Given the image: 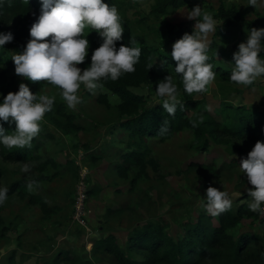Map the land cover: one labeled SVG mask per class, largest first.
<instances>
[{"label":"rangeland","instance_id":"1","mask_svg":"<svg viewBox=\"0 0 264 264\" xmlns=\"http://www.w3.org/2000/svg\"><path fill=\"white\" fill-rule=\"evenodd\" d=\"M152 2L110 0V5H114L120 14L123 39L138 33L155 50V55L163 53L171 57L173 43L182 36L168 34L166 21L187 27L191 34L195 21L187 19L186 14L200 5L202 9L211 11L217 20L216 32L209 35L210 43L214 40L217 50L213 63L231 70L234 67L233 54L238 51L240 43L247 41L251 27L238 21L221 25L217 15L219 5L236 4L246 19L261 18L264 11V4L258 8L245 6L247 0H190L168 16H157L150 12ZM259 28H264V20ZM25 35V31L17 28L13 40L0 47V70L5 71L7 79L12 75L19 78L18 85L31 83L15 74L11 59L23 46L19 36ZM77 66L82 70L88 68L80 64ZM36 84L37 95L54 96L64 102L57 87L43 81ZM131 89L153 103L161 100L156 95V89H151L148 84ZM80 95L83 103L76 110L69 109L64 102L74 121L81 125L79 128L65 131L54 125L45 114L41 122L42 130L36 137L40 141L36 156L26 160H3L0 156V188L14 179H21L26 186L22 194L15 191L7 195V201L0 205V264H12L8 255L13 249L15 264H61V261L54 260L60 250L67 248L88 253L91 240L109 232L116 236L125 252L133 255L127 250L125 242L129 223L160 216L168 221L167 229L173 235L182 234L187 224H192L199 213L206 211L201 205L206 204V189L209 186L228 192L232 208L237 203L249 205L252 202L247 193L252 186L240 169V161L247 157L257 141L221 138V142L209 144L208 150H200L195 147L190 129L184 128L165 139L147 136L145 139L156 167L148 163L139 169L130 164L129 168L120 172L116 163L120 152L127 149V137L126 131L119 126L118 96L105 86L102 91L92 94L83 85ZM196 96L201 97L207 109L216 116L231 121L235 118L234 108L238 105L264 109V76L245 87L216 74L209 91ZM226 104L232 106L223 109ZM45 160L47 162L43 163ZM190 160H213L218 172L190 165ZM24 164L33 165L27 174L21 171ZM82 174L87 189L84 225L74 218L75 197ZM30 180L39 184L33 192L27 188ZM30 195H40L51 207L49 213L44 214L37 202L29 200ZM117 207L122 210H115ZM108 209H111L110 212ZM263 217L257 212L244 214L228 230L234 236L241 232L262 235Z\"/></svg>","mask_w":264,"mask_h":264},{"label":"trees","instance_id":"2","mask_svg":"<svg viewBox=\"0 0 264 264\" xmlns=\"http://www.w3.org/2000/svg\"><path fill=\"white\" fill-rule=\"evenodd\" d=\"M190 0H153L150 12L159 15H170L178 7L185 5ZM110 5V0H104ZM41 0H0V33L11 32L13 37L17 35V28L26 32L20 37L23 46L17 53L23 52L30 37V28L38 19L41 11ZM220 24L229 25L235 21L244 22L251 28H259L263 17L246 19L244 13L238 9L236 4L226 6L221 3L217 9ZM216 15V16H217ZM168 34L183 36L188 33V28L177 24L176 26L166 21ZM85 37L90 46L85 62L81 66L89 67L93 51L103 43V38L98 32L90 27L85 29ZM175 40V37H173ZM209 45V60L207 63L213 65V71L224 80H230L232 70L221 68L213 63L217 53L215 43ZM121 44L141 49V57L135 65L136 71L124 73L116 81L110 78L101 80V83L116 94L119 98L118 111L121 115L119 126L126 131V150L120 152L119 161L116 166L120 172L134 164L143 169L146 164L156 167L155 159L150 155V146L145 137H158L165 139L184 128L193 132L195 147L200 150H208L212 142H221V138L251 139L264 141V109L252 108L246 105L234 106L235 118L225 121L207 109L204 100L196 94L188 95L183 90L182 76L175 72L176 62L167 54L158 53L150 47L140 34H131L127 39L116 42L117 49ZM264 59V52L260 54ZM0 57V62H1ZM154 64L148 70V65ZM171 75L173 82L180 89V99L184 104V110L177 106L174 115H169L162 107V101L151 102L142 94L132 91L131 87L148 84L151 89H156L159 82ZM5 71L0 70V102L9 92L19 90V78L12 75L8 79ZM30 90L36 93L37 84L30 83ZM196 96V97H194ZM103 99V98H99ZM227 105V106H226ZM226 109L229 104H226ZM49 120L59 128L70 131L81 125L74 121V116L67 111L64 102L55 99L52 110L47 112ZM203 116V122L197 127L192 126V121H198ZM164 121L168 122V131L161 135L160 128ZM5 133L12 134L15 124L0 121ZM40 141L34 138L31 148L9 149L0 143V156L3 160H26L38 154ZM47 160L43 161V163ZM190 165L202 166L213 173L218 172L213 160L209 162L190 160ZM2 169L0 167V176ZM5 187L8 193L23 192L26 188L21 179L11 180ZM87 192V190H86ZM22 194V193H21ZM29 200L37 202L44 214H48L51 207L40 195H30ZM133 209L132 207H128ZM111 209H108L110 212ZM115 210H122L117 207ZM255 214L245 203H237L235 208L212 216L203 210L199 213L192 224L184 227L182 234L173 235L168 229V221L163 217L145 218L142 222H131L125 238L127 250L125 252L116 236L109 232L105 235L95 237L91 240L90 251L79 253L67 248L60 250L54 260L61 264H264V233L241 232L234 236L229 228L241 219L244 214ZM215 218V221L213 219ZM264 219V217L262 218ZM140 222V223H138ZM8 260L14 263L15 249L8 255ZM42 264H50L43 262Z\"/></svg>","mask_w":264,"mask_h":264},{"label":"clouds","instance_id":"3","mask_svg":"<svg viewBox=\"0 0 264 264\" xmlns=\"http://www.w3.org/2000/svg\"><path fill=\"white\" fill-rule=\"evenodd\" d=\"M42 7L38 19L30 28V37L23 52L11 57L15 65V74L32 83L47 82L58 89L62 100L71 110L83 103L80 95L81 86L92 94L103 90L101 80L116 81L124 73L136 71L135 65L141 57L139 47H116L122 40L124 27L118 9L105 3L104 0H41ZM264 0H247L245 6L258 8ZM186 18L195 21L191 34L185 33L172 46L171 57L176 62L175 72L182 76L183 90L188 94L206 93L216 79L209 60V35L216 32L217 20L211 11L196 5L186 14ZM223 24V23H222ZM221 24V25H222ZM91 28L103 38V43L91 55V64L81 69L77 65L85 62L90 46L85 37V29ZM264 28L248 30L247 41L238 46L233 54L234 67L230 80L239 86H250L258 78L264 76ZM13 40L11 32L0 33V47ZM154 64L148 65V70ZM156 95L162 101L163 109L174 115L177 106L184 110L180 99V89L173 82L171 75L159 82ZM54 96L37 95L27 84L20 83L19 90L9 92L0 103V121L15 122V131L6 134L0 124V143L9 149L31 148L32 141L41 132V122L45 114L52 110ZM203 122L192 121L197 127ZM168 131V122L164 121L160 134ZM33 165L24 164L23 173H29ZM242 173L247 175V189L252 202L249 209L264 216V142L257 141L246 158L240 161ZM39 184L30 180L27 184L29 192H33ZM8 188H0V205L7 201ZM207 213L212 216L221 215L231 210L232 199L229 193L216 187L206 189V204L202 203Z\"/></svg>","mask_w":264,"mask_h":264},{"label":"built area","instance_id":"4","mask_svg":"<svg viewBox=\"0 0 264 264\" xmlns=\"http://www.w3.org/2000/svg\"><path fill=\"white\" fill-rule=\"evenodd\" d=\"M84 176L81 175V180L79 181L78 189H77V195L75 197V205H74V218L81 224L84 225L83 217L87 210V192L86 187H84ZM85 219V217H84ZM83 221V222H82ZM91 243V242H90Z\"/></svg>","mask_w":264,"mask_h":264}]
</instances>
